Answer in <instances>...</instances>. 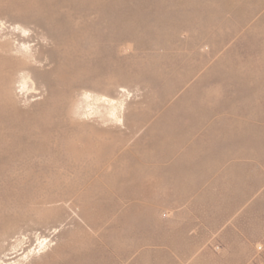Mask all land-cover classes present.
Instances as JSON below:
<instances>
[{
    "label": "rangeland",
    "instance_id": "374dc122",
    "mask_svg": "<svg viewBox=\"0 0 264 264\" xmlns=\"http://www.w3.org/2000/svg\"><path fill=\"white\" fill-rule=\"evenodd\" d=\"M42 238L264 264V0H0V264Z\"/></svg>",
    "mask_w": 264,
    "mask_h": 264
},
{
    "label": "bare ground",
    "instance_id": "6f19581e",
    "mask_svg": "<svg viewBox=\"0 0 264 264\" xmlns=\"http://www.w3.org/2000/svg\"><path fill=\"white\" fill-rule=\"evenodd\" d=\"M8 50H10L9 47H8ZM25 83L26 82L23 81L22 82V86L25 85ZM21 93H22V88L18 89V91H17L18 95L21 94ZM110 102H111V99H110ZM118 121H120V120H118ZM49 243H50V239L49 238L48 239L47 238H42L39 242H37L36 246H34V245L32 246L30 243H28V244L22 246L19 249V251H16L14 255H12V256H10L8 258H5V259L6 260H10V262L8 264H13L14 262H17V261L22 260V259H26L29 255H33L34 253L42 250L43 248L48 247ZM37 248H38V250H37ZM0 263H2V262H0Z\"/></svg>",
    "mask_w": 264,
    "mask_h": 264
}]
</instances>
